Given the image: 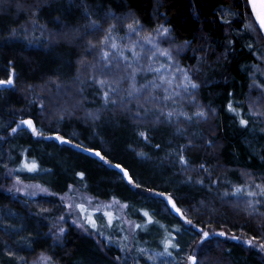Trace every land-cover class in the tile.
I'll return each mask as SVG.
<instances>
[{
  "label": "trees",
  "instance_id": "1",
  "mask_svg": "<svg viewBox=\"0 0 264 264\" xmlns=\"http://www.w3.org/2000/svg\"><path fill=\"white\" fill-rule=\"evenodd\" d=\"M132 19L146 31L166 28L184 47L177 60L195 70L194 102L202 111L193 120L159 113L155 119L156 111L130 103L106 104L96 51ZM260 41L247 0H0V81H13L0 84V264H24L41 253L54 264H156V250L173 257L168 264H187L195 253L199 264H264L257 247L264 217L228 195L242 174H264V123L251 114L256 97L250 95ZM28 119L38 135L18 126ZM83 148L99 150L103 159ZM20 161L38 168L19 176L54 193L77 186L126 203L127 216L139 224L135 261L123 260L114 244L60 223L64 207L57 196L3 191L6 172ZM197 226L224 235L201 240ZM233 235L256 241L247 245Z\"/></svg>",
  "mask_w": 264,
  "mask_h": 264
},
{
  "label": "rangeland",
  "instance_id": "2",
  "mask_svg": "<svg viewBox=\"0 0 264 264\" xmlns=\"http://www.w3.org/2000/svg\"><path fill=\"white\" fill-rule=\"evenodd\" d=\"M226 11L228 14L231 10L227 8ZM117 23L120 24L118 19ZM249 28L255 32L253 25L249 24ZM118 29L107 35V40L101 43L96 51L97 61L100 62L104 71V77L100 84L106 104L115 105L119 102L117 104L119 107L133 104V106L148 111H156L153 115L155 119L160 114L175 122L193 120L196 115L202 113L194 102V91L198 85L192 76L195 70L178 62L177 56L184 50V47L181 48L171 38H168L169 33L165 31L167 29L159 26L152 31H146L136 21L133 22V19L127 30L125 28L124 30ZM257 46L256 50L259 54L253 64L254 75L250 86V95L252 99L256 97L254 99L256 104L251 108V114L255 120L260 119L264 123V44L261 42ZM96 67L97 62L92 64L93 69ZM77 106L79 107L80 103L75 105V108L78 109ZM194 107H196L194 110H189ZM86 113L88 114L87 111ZM250 119L254 121L252 116ZM32 162L38 168L36 162ZM25 165L28 164L20 161L18 166L6 172L1 184L3 191L27 197L57 196L64 207V211L58 217L60 223L68 221L81 234L94 238L97 236L99 240H103L107 244H114L120 249L123 260L133 262L132 250L136 248L133 238L139 224L127 216L126 203L116 198L105 200L94 197L77 186H70L63 193H54L41 181H33L19 176L20 172H28L30 175L36 173V168L29 171ZM249 193L253 194L249 195ZM228 195L242 198L250 208L249 213L264 217V174L257 176L250 172L242 174V181L240 184L233 183L228 190ZM164 196L167 199L170 198L166 194ZM236 204L240 206L239 203ZM81 206H83V211ZM159 228L165 230L162 225H159ZM196 228L200 230L201 240L206 238L205 232L209 234L208 236L224 233L221 230H207L199 226ZM233 236L242 242L248 239L251 241V243L248 241V245H254L253 241H256L251 236ZM156 241L158 242L159 238ZM261 245H264V241L261 242ZM261 245L257 247L260 249ZM137 247L148 251L147 246H144L143 243L137 244ZM262 249L264 250V248ZM182 255L183 252L180 251L176 258H180ZM192 256L196 259L195 264H199L198 254H191L189 257ZM189 257L187 264H193ZM151 259L156 264H168L174 261L173 257H169L160 250H156ZM27 264L54 263L41 253Z\"/></svg>",
  "mask_w": 264,
  "mask_h": 264
},
{
  "label": "water",
  "instance_id": "3",
  "mask_svg": "<svg viewBox=\"0 0 264 264\" xmlns=\"http://www.w3.org/2000/svg\"><path fill=\"white\" fill-rule=\"evenodd\" d=\"M247 3H248V6H249V9H250V12L252 14V17L255 21V23L257 24L263 38H264V29H262L259 25V20L257 19V17L259 15H264V0H247ZM26 121H30L29 119L26 120ZM33 127V125H32ZM29 129L31 130L32 128L29 127ZM61 142L64 141V139H59ZM83 152L92 156V157H95L96 159L98 160H102L103 159V155L102 153L97 150V149H83ZM97 153H99V155H97ZM114 168H116L122 175L123 179L126 181V182H130L132 179H131V176L129 175L128 171L121 165H114L113 166ZM125 173H127V175H125ZM172 206V209L173 211L175 212V214L177 216L181 215V210L179 209V212L177 211L178 207L175 205V207H173V204H171ZM195 259V257H194ZM196 260V259H195Z\"/></svg>",
  "mask_w": 264,
  "mask_h": 264
},
{
  "label": "snow or ice",
  "instance_id": "4",
  "mask_svg": "<svg viewBox=\"0 0 264 264\" xmlns=\"http://www.w3.org/2000/svg\"><path fill=\"white\" fill-rule=\"evenodd\" d=\"M257 19L259 20V25H260V27L262 28V29H264V15H259L258 17H257ZM131 27V26H130ZM165 31H167V30H165ZM162 54H164V55H166L167 53H162ZM12 84L13 83V81H12V79L11 78H9L7 81H0V84ZM193 87H195V85H193ZM230 107V110H232L231 109V105L229 106ZM202 115V114H201ZM23 123H26L27 125H28V127H30V128H32V130H33V132H34V134H39L38 133V131L35 129V128H33L32 127V122L31 121H24ZM246 121H244V120H241V124L242 125H246ZM13 131H15V129L13 130ZM97 155H99V153H97ZM25 167H27L28 168V170L29 171H33V170H35V167H36V165H35V163H33V164H31L30 166L29 165H25ZM125 175H127V173H125ZM237 191H239V189H237ZM253 193H249V195H252ZM170 203H171V201H170ZM173 207H175V205L173 204ZM81 210L83 211L84 209H83V206H81ZM177 211L179 212V209H177ZM145 215L147 216L148 215V213H145ZM110 222H111V219H110ZM149 222H151V219L149 218ZM93 225H94V222H93ZM209 234L207 233V232H205L204 233V236L205 237H207ZM220 235H224V233H220ZM249 243H251V241H249ZM171 245V241H168L167 242V244H166V248L168 247V246H170ZM261 247L262 248H264V245H261ZM45 259H47V258H45ZM189 259L193 262V264H195V259H194V257H189Z\"/></svg>",
  "mask_w": 264,
  "mask_h": 264
},
{
  "label": "bare ground",
  "instance_id": "5",
  "mask_svg": "<svg viewBox=\"0 0 264 264\" xmlns=\"http://www.w3.org/2000/svg\"><path fill=\"white\" fill-rule=\"evenodd\" d=\"M24 121H26V120H22V121H19V123H18V126H23V127H26L29 131H31V132H33V130L31 129H29V127H28V125L26 124V123H23ZM32 125H33V123H32ZM33 128H35L34 127V125H33ZM58 139H64V141H62V143H65V142H67V139L66 138H58ZM60 141V140H59ZM61 142V141H60ZM83 149H88V148H83ZM83 149H81L82 151H83ZM127 170V169H126ZM128 171V170H127ZM129 173V172H128ZM171 204H173L172 202L170 203V205ZM172 207V206H171ZM179 209V208H178ZM182 213V212H181ZM248 239H246V240H244V242L248 245ZM28 262H26V263H24V264H27Z\"/></svg>",
  "mask_w": 264,
  "mask_h": 264
}]
</instances>
